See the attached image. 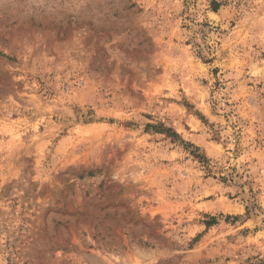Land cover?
I'll return each mask as SVG.
<instances>
[{"label":"rangeland","instance_id":"obj_1","mask_svg":"<svg viewBox=\"0 0 264 264\" xmlns=\"http://www.w3.org/2000/svg\"><path fill=\"white\" fill-rule=\"evenodd\" d=\"M0 264H264V0H0Z\"/></svg>","mask_w":264,"mask_h":264},{"label":"trees","instance_id":"obj_2","mask_svg":"<svg viewBox=\"0 0 264 264\" xmlns=\"http://www.w3.org/2000/svg\"><path fill=\"white\" fill-rule=\"evenodd\" d=\"M212 8H213L214 11H217L219 9L218 4L213 3L212 4ZM148 127H151V126H148ZM166 131L170 132V133H173L170 129H167ZM173 136L178 137L177 134H175V133H173ZM232 218H233V220L238 219V217H232ZM227 219H231V217L229 216V217H227ZM215 223H216V219L213 218L211 222L207 223V226H212Z\"/></svg>","mask_w":264,"mask_h":264},{"label":"bare ground","instance_id":"obj_3","mask_svg":"<svg viewBox=\"0 0 264 264\" xmlns=\"http://www.w3.org/2000/svg\"><path fill=\"white\" fill-rule=\"evenodd\" d=\"M216 17V16H215Z\"/></svg>","mask_w":264,"mask_h":264}]
</instances>
